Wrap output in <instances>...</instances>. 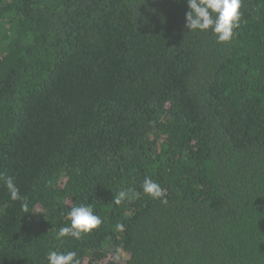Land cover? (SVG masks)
Segmentation results:
<instances>
[{
  "label": "trees",
  "instance_id": "trees-1",
  "mask_svg": "<svg viewBox=\"0 0 264 264\" xmlns=\"http://www.w3.org/2000/svg\"><path fill=\"white\" fill-rule=\"evenodd\" d=\"M188 10L0 0V173L28 205L0 181V264H264V0L224 43ZM81 204L102 224L58 238Z\"/></svg>",
  "mask_w": 264,
  "mask_h": 264
},
{
  "label": "clouds",
  "instance_id": "clouds-1",
  "mask_svg": "<svg viewBox=\"0 0 264 264\" xmlns=\"http://www.w3.org/2000/svg\"><path fill=\"white\" fill-rule=\"evenodd\" d=\"M187 6L189 10L185 13V27L190 31L211 29L219 43L231 40L234 35L233 30L239 26L242 16V0H187ZM0 181H3L10 199L20 201L21 207L26 210L27 198L21 196L15 178L0 173ZM142 190L144 194L153 199H160L164 196V189L148 177H145L143 181ZM131 192L132 197H129L127 191H121L118 197H114V203L119 205L126 198L130 199L140 195L134 189ZM162 202L167 203L166 199ZM68 216L71 224L59 229L58 238L80 239L83 234H90L102 224L100 216L94 213L91 206L85 204L71 207ZM48 264H80V260L77 259L76 251L51 250L48 254Z\"/></svg>",
  "mask_w": 264,
  "mask_h": 264
}]
</instances>
